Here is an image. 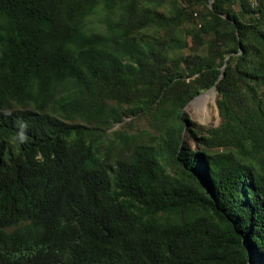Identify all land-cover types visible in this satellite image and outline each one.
Wrapping results in <instances>:
<instances>
[{
    "label": "trees",
    "instance_id": "16d2710c",
    "mask_svg": "<svg viewBox=\"0 0 264 264\" xmlns=\"http://www.w3.org/2000/svg\"><path fill=\"white\" fill-rule=\"evenodd\" d=\"M0 264H264V0H0Z\"/></svg>",
    "mask_w": 264,
    "mask_h": 264
},
{
    "label": "rangeland",
    "instance_id": "374dc122",
    "mask_svg": "<svg viewBox=\"0 0 264 264\" xmlns=\"http://www.w3.org/2000/svg\"><path fill=\"white\" fill-rule=\"evenodd\" d=\"M188 119L197 126L211 127L217 126L220 122L218 111L215 107V97H204L201 100L193 102L191 105H187L184 110ZM119 126H115L113 129H119ZM146 123L137 122L134 126V130H140L146 128ZM184 139L186 136L184 135Z\"/></svg>",
    "mask_w": 264,
    "mask_h": 264
},
{
    "label": "water",
    "instance_id": "95a60500",
    "mask_svg": "<svg viewBox=\"0 0 264 264\" xmlns=\"http://www.w3.org/2000/svg\"><path fill=\"white\" fill-rule=\"evenodd\" d=\"M211 2H212V0H211ZM210 7H211V6H210ZM220 77H221V76H220ZM205 95H209V97H210V96L215 97V95H216L215 88L212 87V88L209 89L208 91L203 92V93H201V94L195 96L194 98H192V99L187 103V105H191V104H192L193 102H195L197 99H199V98H201V97H203V96H205ZM187 105L184 107V110L186 109ZM217 111H218V110H217Z\"/></svg>",
    "mask_w": 264,
    "mask_h": 264
},
{
    "label": "bare ground",
    "instance_id": "6f19581e",
    "mask_svg": "<svg viewBox=\"0 0 264 264\" xmlns=\"http://www.w3.org/2000/svg\"><path fill=\"white\" fill-rule=\"evenodd\" d=\"M207 96H208V95H205V96H203V97L197 99L196 101L201 100V99H203L204 97H207Z\"/></svg>",
    "mask_w": 264,
    "mask_h": 264
},
{
    "label": "clouds",
    "instance_id": "9594fccd",
    "mask_svg": "<svg viewBox=\"0 0 264 264\" xmlns=\"http://www.w3.org/2000/svg\"><path fill=\"white\" fill-rule=\"evenodd\" d=\"M20 139H21V140H23V139H24V136H23V135H21Z\"/></svg>",
    "mask_w": 264,
    "mask_h": 264
},
{
    "label": "built area",
    "instance_id": "2783aa9c",
    "mask_svg": "<svg viewBox=\"0 0 264 264\" xmlns=\"http://www.w3.org/2000/svg\"><path fill=\"white\" fill-rule=\"evenodd\" d=\"M253 1V0H252Z\"/></svg>",
    "mask_w": 264,
    "mask_h": 264
}]
</instances>
